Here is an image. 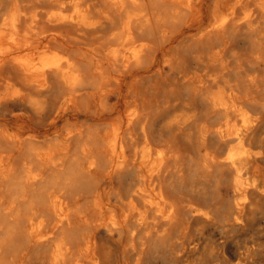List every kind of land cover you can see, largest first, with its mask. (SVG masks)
I'll return each instance as SVG.
<instances>
[{"label": "bare ground", "instance_id": "bare-ground-1", "mask_svg": "<svg viewBox=\"0 0 264 264\" xmlns=\"http://www.w3.org/2000/svg\"><path fill=\"white\" fill-rule=\"evenodd\" d=\"M0 264H264V0H0Z\"/></svg>", "mask_w": 264, "mask_h": 264}]
</instances>
